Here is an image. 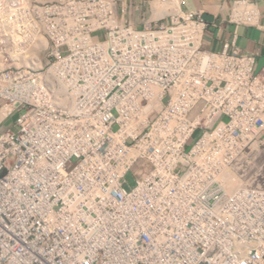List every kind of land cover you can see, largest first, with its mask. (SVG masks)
<instances>
[{"label":"built area","instance_id":"1","mask_svg":"<svg viewBox=\"0 0 264 264\" xmlns=\"http://www.w3.org/2000/svg\"><path fill=\"white\" fill-rule=\"evenodd\" d=\"M263 1L0 0V264H264Z\"/></svg>","mask_w":264,"mask_h":264},{"label":"crops","instance_id":"2","mask_svg":"<svg viewBox=\"0 0 264 264\" xmlns=\"http://www.w3.org/2000/svg\"><path fill=\"white\" fill-rule=\"evenodd\" d=\"M261 6L263 11L262 22L264 23V1L261 2ZM217 44L214 43L213 46L216 47ZM238 44L243 50L254 51L258 49L260 51L257 63L258 67L260 68L264 65V30L253 26H242L240 28Z\"/></svg>","mask_w":264,"mask_h":264},{"label":"rangeland","instance_id":"3","mask_svg":"<svg viewBox=\"0 0 264 264\" xmlns=\"http://www.w3.org/2000/svg\"><path fill=\"white\" fill-rule=\"evenodd\" d=\"M198 6H202L208 9H213L214 6L219 2V0H194ZM200 3V4H199ZM210 4V5H209ZM211 47V45H210ZM17 117V114H13L11 117H9L6 121H5V125H11L14 123L15 119ZM199 132H196L195 136H198ZM128 182L130 185H134L135 184V178L134 176L130 173L128 175ZM127 188H129V186H126Z\"/></svg>","mask_w":264,"mask_h":264},{"label":"trees","instance_id":"4","mask_svg":"<svg viewBox=\"0 0 264 264\" xmlns=\"http://www.w3.org/2000/svg\"><path fill=\"white\" fill-rule=\"evenodd\" d=\"M138 167L139 168L137 170V175H140L142 173V171L146 168V165L145 164H142V165L140 164Z\"/></svg>","mask_w":264,"mask_h":264},{"label":"water","instance_id":"5","mask_svg":"<svg viewBox=\"0 0 264 264\" xmlns=\"http://www.w3.org/2000/svg\"><path fill=\"white\" fill-rule=\"evenodd\" d=\"M204 16H205V18H207L208 20H213V16L210 15V14H205Z\"/></svg>","mask_w":264,"mask_h":264},{"label":"bare ground","instance_id":"6","mask_svg":"<svg viewBox=\"0 0 264 264\" xmlns=\"http://www.w3.org/2000/svg\"><path fill=\"white\" fill-rule=\"evenodd\" d=\"M0 116H1V113H0Z\"/></svg>","mask_w":264,"mask_h":264}]
</instances>
